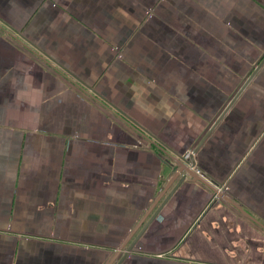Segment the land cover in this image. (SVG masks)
Instances as JSON below:
<instances>
[{"label":"crops","instance_id":"crops-1","mask_svg":"<svg viewBox=\"0 0 264 264\" xmlns=\"http://www.w3.org/2000/svg\"><path fill=\"white\" fill-rule=\"evenodd\" d=\"M115 258L264 264V0H0V264Z\"/></svg>","mask_w":264,"mask_h":264},{"label":"water","instance_id":"water-1","mask_svg":"<svg viewBox=\"0 0 264 264\" xmlns=\"http://www.w3.org/2000/svg\"><path fill=\"white\" fill-rule=\"evenodd\" d=\"M189 158L191 160L190 161H180V159H177V166L174 168L176 169V171H179V172H176L174 174V176L172 177V179L170 180V183L171 181L172 182H175V180L179 177V175L181 174V172H185V177L186 176H191L192 179H194L195 181H200L206 185H208L209 187L212 188V190L214 191V193L216 195H218L219 197H223L225 200H228V198H226V196H224V194H222L221 192H219L216 187H212L211 185L215 184L214 181H212L213 184H211L206 178L204 175H201L199 174L194 168H195V162H194V158H192V154L189 153ZM229 201V200H228ZM241 210V209H240ZM242 211V210H241ZM125 248V244L123 246H121L120 248H118V251L116 252V255L119 256V254H121V251H123V249ZM137 248H135L134 251H137L136 250ZM130 251V250H129ZM129 253V252H126V254ZM125 254V255H126ZM126 256L122 255L121 258L124 259ZM115 260H117V258L113 259V261L110 263V264H113V262H115Z\"/></svg>","mask_w":264,"mask_h":264}]
</instances>
